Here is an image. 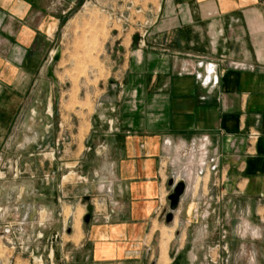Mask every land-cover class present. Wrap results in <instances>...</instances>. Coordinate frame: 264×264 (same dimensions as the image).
<instances>
[{"label": "crops", "instance_id": "crops-1", "mask_svg": "<svg viewBox=\"0 0 264 264\" xmlns=\"http://www.w3.org/2000/svg\"><path fill=\"white\" fill-rule=\"evenodd\" d=\"M82 2L0 0V160L36 161L46 144L56 153L71 93L57 63L58 87L48 68ZM144 28L119 42L95 90L75 164L98 184L80 187L93 211L88 224L68 225L63 264H249L250 254L264 264V0H162ZM89 94L82 82L81 111ZM60 169L52 183L0 181L16 195L0 198V221L15 215L17 235L59 237L57 209L74 205L61 195L74 187H54ZM172 179L186 190L167 224Z\"/></svg>", "mask_w": 264, "mask_h": 264}, {"label": "rangeland", "instance_id": "rangeland-1", "mask_svg": "<svg viewBox=\"0 0 264 264\" xmlns=\"http://www.w3.org/2000/svg\"><path fill=\"white\" fill-rule=\"evenodd\" d=\"M161 2L162 0H83L60 32L58 48L62 49L64 56L57 63L56 71L58 75L61 74L63 93L67 92L71 95L63 96V99L69 103L62 105L57 119L67 121V127H63L62 130L58 128L56 136L59 146L52 156L49 155L50 150L46 144V147L44 145L40 149V156L36 161L22 160L16 155L7 160H0V181L8 180L11 185L23 177L26 182L31 181L32 177L35 180L40 177L41 184L52 183L50 170H53L56 162L61 169L57 172L54 187H74L73 191H65L61 194L71 198L74 205L57 209L56 218L66 221V229L62 230L57 238L44 236L37 239L33 238L30 232L24 237L17 235L15 215H10L5 222L0 221V264L65 263L69 245L72 243L67 235L68 225L71 224L78 229L89 208L93 211L92 197L88 196L89 194L84 196L80 187H96L98 184L95 177L86 178V169L82 170L83 173H77L79 165L75 164V158H80L84 149V136L88 131L87 116L92 112L95 90L100 86V81L106 78L113 55L119 56V53H116L119 42L128 40L131 34L135 39L137 35L135 31L145 29L144 27L153 21L155 11ZM65 71L68 72L66 76H64ZM82 82L84 87L88 85L90 92L89 105L84 106L85 111H81L80 104ZM54 118L55 116H44V119ZM41 132L44 133V129ZM65 153H71L74 159L67 168L63 167L68 158ZM66 174L69 175L63 178ZM93 180L95 183H92ZM10 188L6 187L4 190L0 188V198L9 195L8 201H14L16 195L11 194ZM45 216L43 212L42 218Z\"/></svg>", "mask_w": 264, "mask_h": 264}, {"label": "water", "instance_id": "water-1", "mask_svg": "<svg viewBox=\"0 0 264 264\" xmlns=\"http://www.w3.org/2000/svg\"><path fill=\"white\" fill-rule=\"evenodd\" d=\"M61 54H62V49L58 48L57 51H56V54L54 55V57L52 59V62L50 64V66L48 68V78L52 79L57 87H58V84H57V81H56V77H55L53 68H54V65L61 60V57H62ZM59 96H60V94H59V92H57L56 99H55V106H56V109L54 111L55 115H58V106H59V101H60V97ZM169 186L173 187V191L168 197L169 210L170 211H169V213L166 214V218H165L167 224H170L172 222V220L174 219L173 218V213L178 209V205L180 203V199L182 198V196L184 195L185 190H186V184H185L184 181H179L178 183H176L174 185V179H172L169 182ZM91 213H92V209L89 208V211H88V213L86 214V216L84 217V220H83L85 224L89 223L90 217H91ZM152 264H155V262L152 263Z\"/></svg>", "mask_w": 264, "mask_h": 264}, {"label": "built area", "instance_id": "built-area-1", "mask_svg": "<svg viewBox=\"0 0 264 264\" xmlns=\"http://www.w3.org/2000/svg\"><path fill=\"white\" fill-rule=\"evenodd\" d=\"M209 72H210L211 75L214 72V65L212 63L209 64ZM212 170L215 171V168L213 167ZM198 174L202 175L203 174V169H200L198 171ZM248 229H249V227H248V225L246 223L239 225L238 228L236 229L238 237L240 239H245L247 237L248 233H249ZM248 258H249V264H255V260H254L253 255L250 254Z\"/></svg>", "mask_w": 264, "mask_h": 264}, {"label": "bare ground", "instance_id": "bare-ground-1", "mask_svg": "<svg viewBox=\"0 0 264 264\" xmlns=\"http://www.w3.org/2000/svg\"><path fill=\"white\" fill-rule=\"evenodd\" d=\"M163 246H165V244L163 245ZM163 256V255H162ZM165 258V257H164Z\"/></svg>", "mask_w": 264, "mask_h": 264}]
</instances>
